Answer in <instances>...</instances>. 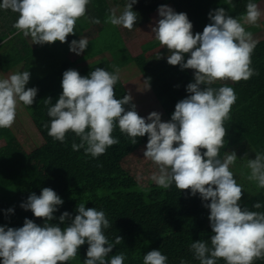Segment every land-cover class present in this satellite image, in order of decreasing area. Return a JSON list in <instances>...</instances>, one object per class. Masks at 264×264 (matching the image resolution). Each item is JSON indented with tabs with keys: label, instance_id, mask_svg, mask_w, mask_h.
<instances>
[{
	"label": "clouds",
	"instance_id": "9594fccd",
	"mask_svg": "<svg viewBox=\"0 0 264 264\" xmlns=\"http://www.w3.org/2000/svg\"><path fill=\"white\" fill-rule=\"evenodd\" d=\"M89 2L2 0L0 9L18 13L13 27L25 38L30 37L32 44L44 45L65 43L68 35H75L76 22L85 16ZM135 3L137 0H129L123 12H113L107 22L131 30L137 21L132 10ZM227 4L231 6L232 0H227ZM158 13L160 18L152 33L161 48L168 50L167 63L179 65L181 70H194V82L186 87L189 95L176 103L170 121L162 122L156 111L141 117L130 94L116 98L114 85L119 79V68H115V73L96 68L88 76L69 69L63 73L62 93L57 101L53 104L51 97L44 99L46 105H51L50 126L44 127L50 137L61 143L71 131L80 139L79 144H72V149H84L93 158L120 143L112 136L117 127L132 144L137 143V137L147 134L143 156L158 168L150 177L156 186L169 189L174 185L179 191L190 190L191 195L199 193L203 201H210L204 204L210 211V246L201 240L190 246L199 264H217L221 258L225 264H253L254 260L264 258V213L242 209L239 204L243 188L230 170L237 160L236 153L220 158L227 134L224 123L230 119L237 97L232 87L212 85L218 81H246L257 74L251 67L257 42L245 25L257 24L262 13L251 0L239 19L219 7L209 12L211 22L195 35L186 13H177L167 5H161ZM87 46L88 39L80 38L71 42L69 50L79 55ZM185 54L189 56L186 62ZM29 80V71L0 79V128L14 124L19 103L33 105L38 89H26ZM125 105L129 106L127 110ZM201 149L206 151L202 153ZM246 167L250 169L247 179L254 181L258 189L264 188V155L256 153ZM62 204L63 200L51 188H43L39 196L30 194L21 207L43 219L44 224L40 226L26 218L19 228L0 226L2 264H67L85 243L88 248L83 264H124L123 253L108 259L122 237L117 236L114 243L108 240L104 230L110 224L104 211L80 203L74 219L67 211L59 216L60 223L71 220L61 229L50 221ZM261 206L253 205L256 209ZM12 211L8 209L9 213ZM166 262L167 257L157 249L143 257V264ZM181 264L185 261L181 260Z\"/></svg>",
	"mask_w": 264,
	"mask_h": 264
},
{
	"label": "trees",
	"instance_id": "16d2710c",
	"mask_svg": "<svg viewBox=\"0 0 264 264\" xmlns=\"http://www.w3.org/2000/svg\"><path fill=\"white\" fill-rule=\"evenodd\" d=\"M198 1L196 0L195 3L194 0H137L132 8L136 12L137 21L133 28L128 30L108 23L107 18L114 12L111 2L118 9L124 10L129 0H90L85 16L76 22L74 29L76 34L68 35L65 43L57 41L55 49H66V44L73 40L79 41L80 38H87L90 44H94L102 38L109 26H112L114 38L119 39L122 48L117 53L114 44L110 41L105 51L99 50L91 55L84 50L86 58H83L82 64L78 60L72 62L64 60L58 63L52 57L45 59L41 51H36L31 38H25L13 27L19 14L0 9V66L2 67L0 73L4 72V67L7 65L29 71L30 80L25 88L35 87L38 92L33 105L25 107L45 140L41 147L31 151L16 135L13 125L10 128H0V226L19 228L23 226L26 218L43 226L44 220L36 218L30 210H24L21 204L27 201L30 194L35 193L39 196L42 189L47 187L54 190L63 200V204L57 206L55 218L50 221L61 229L71 223V220L60 223L59 216L67 211L74 219L78 214L76 207L80 203H84L86 208L95 207L98 211H104L110 224V227L104 230L108 240L114 243L117 236L122 237L121 243L115 245L108 259L123 253L126 257L124 264H143L144 255L157 249L167 257L166 264H181V260L185 261V264H199L190 246L198 240L205 241L210 246V237L213 234L208 219L210 211L204 207V204L210 201H203L199 193L193 196L190 190L179 191L175 186L169 189L159 188L154 182L142 185L135 180L128 186L122 185L121 181L128 173L124 172L120 175L113 169L118 166L119 152L135 144H132L118 127L113 131L112 136L120 143L107 148L106 152L97 158L85 154L84 149L79 151L72 149V144H79L80 139L71 131L66 134L65 142L61 143L50 137L48 129L44 127L45 124L50 126L51 121L48 116V107L51 105H46L44 99L51 97L53 104L57 101L62 93L61 83L66 70H76L81 76H88L96 68L115 73V68L122 67L123 63L116 65L114 60L130 56L127 39H133L135 36L143 37L140 36L142 34L138 35L135 32L152 20L153 13L158 12L161 5L175 3L178 13L186 8L189 12L194 10L195 22H192V32L194 35L202 33L205 24L200 20L199 15H196L200 7ZM213 2L219 4V7L228 8L230 16L235 10L240 18L246 13L249 0H232L231 6L227 4V0ZM93 19H98L100 22L92 23ZM259 35L253 36V39ZM150 41L146 43L151 45L141 43V52L131 57V61L146 79L155 82L152 86L170 120L176 103L189 95L186 87L194 82V76L182 78L172 89L163 91L160 88V79L163 77L161 75L173 68L168 64L164 65V60L156 61L146 57L150 49L155 50L160 45L155 40L154 33ZM109 51L110 54L105 55ZM188 58V54H185V61ZM251 61V67L257 74L248 80L218 81L212 85L216 88L232 87L237 97L231 107L230 119L224 123L227 134L224 147L219 153L221 159L231 152L236 153L238 149H243L245 155L239 161L244 159L247 162L248 159H255L256 153L264 155V40L257 41ZM11 72H7V75ZM114 91L117 99L129 94L125 81L120 75L114 85ZM132 103H134L133 99ZM128 107L125 105L126 110ZM136 111L143 117L137 106ZM136 139L137 143H140L148 140V137L145 134L144 137ZM201 151L203 153L206 149ZM237 162L238 160L235 163ZM247 169L245 168L244 171L241 169V173L236 176V167L230 168L237 183L243 186L242 192H246L242 195L239 204L242 209L246 207L250 211L264 213V188L258 189L255 182L251 184L247 179L250 174ZM114 178L117 180H113ZM9 191H13L14 194L4 197V193ZM255 203H260L261 208H254ZM10 208L13 209L11 213L8 212ZM87 248V243L80 246L76 255V264H83ZM67 264L73 263L70 260ZM217 264H225V261L221 258ZM253 264H264V258L254 260Z\"/></svg>",
	"mask_w": 264,
	"mask_h": 264
},
{
	"label": "rangeland",
	"instance_id": "374dc122",
	"mask_svg": "<svg viewBox=\"0 0 264 264\" xmlns=\"http://www.w3.org/2000/svg\"><path fill=\"white\" fill-rule=\"evenodd\" d=\"M213 1L214 0L198 1L200 7H198V10L196 11L197 12L196 15L197 16L199 15L200 20L204 22L205 26L211 22L209 20V12L219 8L220 6L219 4H215ZM253 3L257 4L262 14L259 20L257 21V24L245 25V28L247 31H250L253 36L260 34L256 39H254L255 41H257L261 39L262 34L264 35V0H254ZM174 5L175 3H172L171 8L175 12H177V10L175 9L176 7ZM111 6L114 9L116 15H119L120 12L121 13L123 12L122 9L117 10V7L112 2H111ZM181 6L183 5L181 4ZM186 9H183L182 12L186 13L191 23L195 22L193 15L195 11L193 10L189 12L188 9L187 10ZM225 10L228 12V8H225ZM156 14L159 16L158 12H156ZM156 14L153 13L152 20L144 27L139 28V30L135 32L136 34H142L143 37L140 38L138 37V39L135 38L127 39V41H129L128 47L130 49V56H126V58L124 59L123 57H121L118 60H114V63L116 65L123 63L122 67L119 68L121 69V71H119V75L125 81L126 88L129 94L132 96L133 101L136 104L139 111L141 112L142 116L146 118L151 112L156 111L161 114L162 122H167L170 120L167 116V113L161 101L158 98L155 89L153 88L155 82L146 79L143 76V74L140 73L136 64L133 61H131V57L141 52L140 50L141 43L142 42L146 43L152 40V36H153L152 27L155 26V22L158 21V19L160 18ZM231 16L233 18L239 19L235 10H233V14ZM107 29L108 30L105 31L104 34L102 35V38H99V40L94 44H90V42L88 41V46L85 49V52L88 51L89 53H91V55H93V53L96 54L99 50H104L106 47H108L110 41L114 44L115 51L117 53L120 51V49L122 48V43H120L118 38H114L115 33L113 32L114 30H112V26H109ZM133 36L134 35H132V37ZM145 37H149V38H145ZM56 43L57 41L52 44H44V45L34 44V47L36 48V51H41L44 54L43 57H45V59H49V57H52L58 63H62V61L64 60H70L71 62L78 60L79 62H81V64L84 63L83 52L77 55L76 53L69 50V45L71 43L66 44V49L63 50L55 49ZM146 44L151 45V43H146ZM149 51L150 52L146 53V57H149L151 60H156V61L164 60V65L168 64L167 63L168 50L166 48H161V45H159V48L155 50L150 49ZM108 54H110V51L109 53L107 52L105 53V55ZM159 55L161 56V58H159ZM169 67H172L173 69L170 71H166L163 75H161L163 77L160 79L161 80L160 88L163 89V91L172 89L174 86L177 85V82L182 78H185L187 76H194V70L191 69L181 70L179 65L177 66L169 65ZM11 68L12 67H10L9 65L5 66L4 72L0 73V79L7 78L11 74L17 72L25 71L23 70V68H18V67L12 69ZM0 70L2 71L1 66H0ZM7 72L8 73L11 72V74L7 75ZM13 130L16 133V135L19 137V139L22 142H24L31 151L36 150L45 143V140L38 131V128L34 123L30 113L28 112L26 107L22 104V102L19 103L17 106L16 118L13 124ZM147 142L148 140L142 141L135 145L129 146L128 148L124 149L122 152H119L118 166L114 168L113 171L118 172L120 175H123L124 172L128 173L127 177H125L121 181L122 185L128 186L133 182H135V180L141 183L142 185H149L151 182H153L150 179V177L154 172H158V168L153 162H151L148 159H145L143 156V151L146 150ZM243 151H244L243 149L236 150L238 162L235 163L234 168L236 167L237 169V172L235 171L237 175L241 173V169L242 171H244V169L247 168L246 167L247 162L244 159L239 161L240 158L245 156ZM254 153L256 152L254 151ZM247 172H250V169H247ZM113 180L116 181L117 178H114ZM250 182L251 184L254 183V181H250ZM240 184H242L241 180H240ZM13 194H14L13 191H9L6 194L4 193V197H9ZM243 194L245 195L246 192H244ZM71 261L73 264H76V257Z\"/></svg>",
	"mask_w": 264,
	"mask_h": 264
},
{
	"label": "crops",
	"instance_id": "0c3cea01",
	"mask_svg": "<svg viewBox=\"0 0 264 264\" xmlns=\"http://www.w3.org/2000/svg\"><path fill=\"white\" fill-rule=\"evenodd\" d=\"M194 1H195V3H196V0H194ZM167 6L171 8V7H172V4H168ZM112 10L114 11L113 8H112ZM117 10H120V9L117 8ZM114 12H115V11H114ZM120 14H121V12L119 13V15H120ZM155 14H156V13H155ZM158 14H159V13H158ZM156 15H157V14H156ZM157 16H158V15H157ZM158 17H159V16H158ZM144 26H145V25H144ZM144 26H143V27H144ZM138 35H140V34H138ZM140 36H142V35H140ZM134 38H135V39H138V36H135ZM261 40H264V35H263V34L261 35V39H259V40H257V41H261ZM257 41H256V42H257ZM129 53H130V52H129ZM83 58H84V59L86 58L84 52H83ZM123 71H124V70H123ZM123 71H122V72H123ZM254 157H256V156H254ZM234 165H235V164L231 165L230 168L233 169V168H234ZM236 176H238V175L236 174Z\"/></svg>",
	"mask_w": 264,
	"mask_h": 264
}]
</instances>
